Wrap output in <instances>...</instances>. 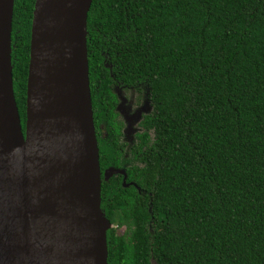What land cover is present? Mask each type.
I'll return each mask as SVG.
<instances>
[{
    "label": "trees",
    "instance_id": "16d2710c",
    "mask_svg": "<svg viewBox=\"0 0 264 264\" xmlns=\"http://www.w3.org/2000/svg\"><path fill=\"white\" fill-rule=\"evenodd\" d=\"M33 2L13 0L11 16L22 129ZM85 45L109 136L113 84L142 86L150 106L140 166L95 137L100 172L122 168L138 189L101 177L106 264H264V0H91Z\"/></svg>",
    "mask_w": 264,
    "mask_h": 264
},
{
    "label": "water",
    "instance_id": "95a60500",
    "mask_svg": "<svg viewBox=\"0 0 264 264\" xmlns=\"http://www.w3.org/2000/svg\"><path fill=\"white\" fill-rule=\"evenodd\" d=\"M91 0H34L24 123L10 63L13 0H0V264H106L86 58Z\"/></svg>",
    "mask_w": 264,
    "mask_h": 264
},
{
    "label": "flooded vegetation",
    "instance_id": "af4514ba",
    "mask_svg": "<svg viewBox=\"0 0 264 264\" xmlns=\"http://www.w3.org/2000/svg\"><path fill=\"white\" fill-rule=\"evenodd\" d=\"M111 92L113 93L116 99L114 110L117 113V117L115 118V121L117 123V134L113 137V136H109L105 132V128L102 123V117H100L101 114L95 110V112L92 115L95 137L97 136V138L102 141L106 138H110V140L114 138L113 142L115 143L116 149H118V151L120 152L121 160L131 159L129 161L130 164L125 163L123 167L129 166L131 164L140 166L139 162L133 161V159L131 158V153H132V149L135 146H139V143H138L139 140L137 139L136 136L143 131V129L140 128L139 126V123L142 119V115H145L150 111V106H149V102L147 98V92L143 89L142 86L140 87V90L137 91L136 87L121 85V84H113L111 87ZM119 92L120 94L121 93L123 94L122 98H124L125 100L124 103L128 105V109L131 112L130 114L132 113L135 114L137 110L144 109L142 110V112H140L136 122L133 124L132 132H130L131 135L128 138L124 136L126 132L125 130L127 128L126 122L117 108V106L119 105V100H121L119 97ZM118 169H122V168H118ZM104 170L105 168H102L101 176ZM116 177H119V185L121 186V181L123 177L121 173L111 174V176L107 180H109L110 178H116ZM124 182L128 184V186H132L133 188L137 189L136 185L133 182L126 181V178H124Z\"/></svg>",
    "mask_w": 264,
    "mask_h": 264
},
{
    "label": "rangeland",
    "instance_id": "374dc122",
    "mask_svg": "<svg viewBox=\"0 0 264 264\" xmlns=\"http://www.w3.org/2000/svg\"><path fill=\"white\" fill-rule=\"evenodd\" d=\"M119 97L121 100H119V105L117 106V108H118L119 112L121 113V115L123 116V118L126 122L127 128L125 130L126 132H125L124 136L126 138H128L131 135L130 132H132L133 124L136 122L140 112H142V110H144V109H139L136 111L135 114H133V113L130 114L131 112L128 109V105L126 103H124L125 100H124V98H122L123 94L122 93L120 94V92H119ZM121 183H122V181H121ZM124 184H126V183L124 182ZM126 185L128 186V184H126ZM113 227H114V225H111V228H113ZM124 230H125L124 227L116 228V234L120 235L123 233Z\"/></svg>",
    "mask_w": 264,
    "mask_h": 264
}]
</instances>
